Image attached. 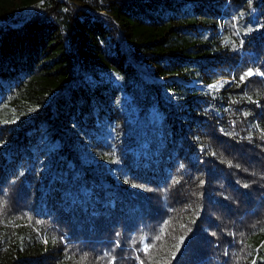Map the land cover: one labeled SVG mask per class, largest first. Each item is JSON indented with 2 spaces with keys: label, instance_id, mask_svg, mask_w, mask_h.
<instances>
[{
  "label": "trees",
  "instance_id": "obj_1",
  "mask_svg": "<svg viewBox=\"0 0 264 264\" xmlns=\"http://www.w3.org/2000/svg\"><path fill=\"white\" fill-rule=\"evenodd\" d=\"M253 261L264 0H0V264Z\"/></svg>",
  "mask_w": 264,
  "mask_h": 264
},
{
  "label": "snow or ice",
  "instance_id": "obj_2",
  "mask_svg": "<svg viewBox=\"0 0 264 264\" xmlns=\"http://www.w3.org/2000/svg\"><path fill=\"white\" fill-rule=\"evenodd\" d=\"M253 74H254L253 71H252V70H249L248 72H246V73L244 74V76H241L240 79H241V80H244L246 77H250V76H252ZM255 74H260V73H255ZM210 87L215 88V87H217V85H212V86H210ZM253 264H255V261H253Z\"/></svg>",
  "mask_w": 264,
  "mask_h": 264
},
{
  "label": "rangeland",
  "instance_id": "obj_3",
  "mask_svg": "<svg viewBox=\"0 0 264 264\" xmlns=\"http://www.w3.org/2000/svg\"><path fill=\"white\" fill-rule=\"evenodd\" d=\"M215 85H217L218 87H221V85H222V79L219 80ZM208 86H210V85H208Z\"/></svg>",
  "mask_w": 264,
  "mask_h": 264
}]
</instances>
